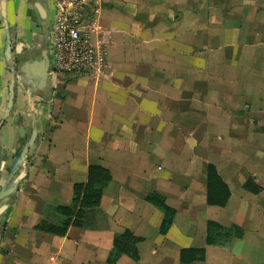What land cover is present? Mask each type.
Instances as JSON below:
<instances>
[{
	"label": "crops",
	"instance_id": "crops-1",
	"mask_svg": "<svg viewBox=\"0 0 264 264\" xmlns=\"http://www.w3.org/2000/svg\"><path fill=\"white\" fill-rule=\"evenodd\" d=\"M86 2L110 66L97 78L52 72L51 0H0V180L35 133L0 203V264H264V0ZM90 164L111 175L96 227L35 229L45 205L70 204ZM209 164L224 206L207 203ZM149 193L175 210L165 233ZM207 221L242 235L206 245ZM123 230L141 238L139 259L109 263ZM191 247L205 259L181 262Z\"/></svg>",
	"mask_w": 264,
	"mask_h": 264
},
{
	"label": "trees",
	"instance_id": "trees-1",
	"mask_svg": "<svg viewBox=\"0 0 264 264\" xmlns=\"http://www.w3.org/2000/svg\"><path fill=\"white\" fill-rule=\"evenodd\" d=\"M111 181L109 171L99 164H90L84 182L73 185L72 198L69 205H45L43 218L35 226L41 232L63 236L70 226L79 228H94L103 216L100 200L103 190ZM247 182L244 187H248ZM207 203L209 205L224 206L229 197L227 185L218 176L213 165L207 166ZM145 200L155 206L162 213L160 232L165 233L170 227L175 210L165 203V198L156 193H149ZM205 243L209 246L224 247L233 238L241 237L242 230L234 225L225 227L215 221H207ZM140 237L134 236L129 230H123L113 237L112 248L107 261L114 263L120 255H127L134 261L139 259L137 243ZM180 261L191 263L205 259L204 247H191L180 251Z\"/></svg>",
	"mask_w": 264,
	"mask_h": 264
},
{
	"label": "built area",
	"instance_id": "built-area-1",
	"mask_svg": "<svg viewBox=\"0 0 264 264\" xmlns=\"http://www.w3.org/2000/svg\"><path fill=\"white\" fill-rule=\"evenodd\" d=\"M51 70L67 75L99 77L110 69L106 43L96 16L87 13L86 0H51Z\"/></svg>",
	"mask_w": 264,
	"mask_h": 264
},
{
	"label": "water",
	"instance_id": "water-1",
	"mask_svg": "<svg viewBox=\"0 0 264 264\" xmlns=\"http://www.w3.org/2000/svg\"><path fill=\"white\" fill-rule=\"evenodd\" d=\"M10 44L11 40L7 38V48H6V55L9 56L10 54ZM47 70L41 69V72L39 73V77L46 78ZM12 99L8 101L7 109L9 110L11 107ZM18 133L21 138H23L24 130L23 127L20 125L18 126ZM22 140V139H21ZM35 142V133L32 134V136L25 142H22V145H20V148L16 154V156L13 158L11 165L7 171V174L3 179L0 180V203L5 202L6 199H8L17 189L19 180H13V177L18 171V169L23 165V163L26 161L27 156L29 155V151L34 147ZM18 143V142H17ZM12 181V182H11ZM5 208V205L2 204L0 206V213Z\"/></svg>",
	"mask_w": 264,
	"mask_h": 264
}]
</instances>
